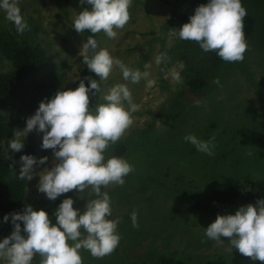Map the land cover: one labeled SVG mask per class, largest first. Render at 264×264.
Instances as JSON below:
<instances>
[{
	"label": "rangeland",
	"instance_id": "374dc122",
	"mask_svg": "<svg viewBox=\"0 0 264 264\" xmlns=\"http://www.w3.org/2000/svg\"><path fill=\"white\" fill-rule=\"evenodd\" d=\"M203 2L207 4L208 0ZM241 3L256 20L253 33L246 39L248 48L242 62H225L216 67L211 52L205 53L197 43L178 38L176 20L193 9L194 0H132L131 19L118 30L115 39L103 32L93 37L99 48L107 49L132 69L143 72L145 63H150L149 79L156 83L151 88L144 79L131 84L114 68L101 82V93L90 94V108H94L104 102L103 95L111 87L127 84L139 107L132 114L133 125L106 153V158H123L134 169L124 177L123 186L102 188L112 202L109 219L120 220L119 246L102 259L81 249L83 264H119L137 258L169 264L168 258L175 260L173 254L179 264H262L240 254L226 238L217 244L204 235L217 215H234L248 203L237 201L214 216L198 217L189 200L201 197L227 179L264 182V0ZM18 6L29 29L18 35L0 10V30L13 33L20 42L43 48L52 57L39 71L38 79L55 85V93L75 90L76 83L86 77L80 73L86 66L77 63L79 52L91 36L79 34L72 27L76 15L83 10L80 0H19ZM161 54L165 59L157 65L155 58ZM9 69L10 63L3 59L0 74ZM173 72L180 74L182 84L173 81ZM87 76L99 79L95 74ZM192 78L208 82L200 95L192 94L188 88ZM32 133L36 140L33 157L49 159L44 165L34 166L35 174L27 181L25 199L16 212L20 214L26 205L37 211L53 202L37 190L38 173L50 169L52 151L41 148L44 133ZM189 134L202 141L212 140L214 155L199 152L186 142L184 137ZM121 145L125 150L118 154L117 147ZM21 167L22 163L17 166L18 173ZM94 198L90 189L77 193L73 207L83 213L87 200ZM251 205L255 207L257 203ZM133 212L137 213L138 227L132 225ZM49 218L55 225L56 218ZM12 232L0 233V242ZM21 235H26L23 222ZM40 260L37 255L31 264H40ZM2 261L8 264L6 259Z\"/></svg>",
	"mask_w": 264,
	"mask_h": 264
},
{
	"label": "clouds",
	"instance_id": "9594fccd",
	"mask_svg": "<svg viewBox=\"0 0 264 264\" xmlns=\"http://www.w3.org/2000/svg\"><path fill=\"white\" fill-rule=\"evenodd\" d=\"M85 3L90 10L86 8L76 15L72 27L79 34L85 31L92 34L79 54L87 70L99 79L86 76L75 90H59L52 99L42 101L35 114L27 119L23 132H16L8 147L12 152H20L24 146L21 135L26 136L33 130L44 133L41 148L51 150L53 160L50 169L38 173V192L55 201L73 190L81 194L90 189L95 198L87 200L83 213L73 207V199L65 198L55 211V225L44 210L34 211L28 205L22 214H11L13 232L0 242V258L6 259L8 264H31L37 255L41 257L40 264H83L81 249L102 259L111 255L120 243L117 230L120 220L109 219L112 202L102 188L123 186L124 177L134 169L123 158H106V153L133 125L132 114L139 106L133 102L127 84L111 87L103 95L104 102L94 108H90V94L101 93V82L109 78L114 68L131 84L144 79L151 88L156 82L149 79L150 63H145L143 72L132 69L107 49L99 48L93 38L103 32L115 39L118 30L124 29L131 19L132 0H80L81 6ZM18 4L19 0H0V10L13 23L17 34L23 35L29 26ZM246 15L241 0H208L195 9L189 22L179 29L178 36L182 41L197 43L205 53L214 51L224 62H242L248 48L243 30ZM164 59V54L158 55L155 63L159 65ZM172 79L177 84L183 83L177 72L172 73ZM184 140L197 151L214 155L212 140L202 141L193 134L186 135ZM48 159L47 156L39 160L21 156L18 178L31 180L34 166L44 165ZM8 219L5 215L4 221ZM131 220L133 227L139 226L136 212L131 214ZM18 221L23 222L26 235H21ZM204 235L217 244H222V238H226L240 254L264 264V199L257 201L255 207L251 204L240 207L234 215H217Z\"/></svg>",
	"mask_w": 264,
	"mask_h": 264
},
{
	"label": "trees",
	"instance_id": "16d2710c",
	"mask_svg": "<svg viewBox=\"0 0 264 264\" xmlns=\"http://www.w3.org/2000/svg\"><path fill=\"white\" fill-rule=\"evenodd\" d=\"M200 5H205L203 0H194L193 9L186 10L176 20L178 31L183 24L189 22V17L194 15L195 9ZM82 8L90 10V6L86 3ZM255 21L254 17L247 12L243 20L245 39L253 33ZM84 33L92 35L88 31ZM210 58L216 67L225 63L214 51L210 53ZM3 59L10 63V69L0 74V233H8L13 231L11 214L18 211L26 195L27 180L18 178L20 173L17 172V166L22 163L21 156H35L36 140L32 132L26 136L21 135L20 140L24 146L20 152H12L8 147V142L15 137L16 132H23L27 119L35 114L42 101L47 102L52 99L56 87L38 79L39 71L50 63L52 57L39 46L20 42L13 33L7 30H0V63ZM77 63H83L82 56L77 59ZM80 73L82 76L94 75L87 68H83ZM80 81L76 83V87ZM187 85L192 94L200 95L208 86V82L204 78H192ZM85 86H88L87 81H85ZM124 150L122 145L117 147L118 154H122ZM77 193L73 190L62 194L39 210H44L49 217H55L54 214L59 204L65 198L73 199ZM200 196L195 200L192 197L189 199L195 214L198 217L214 216L234 202L254 204L264 199V182L227 179L215 184L209 192ZM5 215L9 216L7 222L4 221ZM17 223L22 227L21 221ZM173 257L175 260L170 257L167 262L179 264L177 255L173 254ZM141 260L137 258L128 262L120 261L119 264H140ZM193 260L194 258L192 262ZM141 262V264H155ZM0 264H3L2 258H0ZM113 264L118 263L114 261Z\"/></svg>",
	"mask_w": 264,
	"mask_h": 264
}]
</instances>
